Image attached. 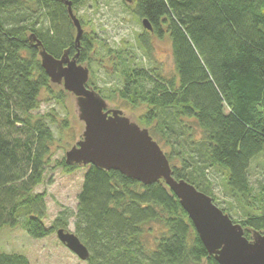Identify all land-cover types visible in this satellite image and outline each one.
I'll list each match as a JSON object with an SVG mask.
<instances>
[{"label":"trees","instance_id":"16d2710c","mask_svg":"<svg viewBox=\"0 0 264 264\" xmlns=\"http://www.w3.org/2000/svg\"><path fill=\"white\" fill-rule=\"evenodd\" d=\"M65 1L73 9L88 0H0V231L21 227L34 238L64 228L68 219L61 214L45 226L46 194L35 190L54 138L46 117L33 113L41 91H51L36 39L54 57L79 50L81 61L90 59L95 41L82 34L75 46ZM133 11L152 27L143 26L138 47L149 57L150 34H167L175 73L106 48L120 76L117 97L147 105L144 122L155 121L153 132L169 147L174 178L213 197L211 170L218 169L244 209L233 222L248 239L250 232L264 234V183L252 184L249 171L264 152V0H134ZM73 225L88 249L87 264H219L163 181L143 184L89 165ZM0 264L30 261L2 251Z\"/></svg>","mask_w":264,"mask_h":264},{"label":"rangeland","instance_id":"374dc122","mask_svg":"<svg viewBox=\"0 0 264 264\" xmlns=\"http://www.w3.org/2000/svg\"><path fill=\"white\" fill-rule=\"evenodd\" d=\"M133 9L134 0H88L73 8V13L81 22L83 35L87 34L90 38H95L93 50L89 51L90 59L85 61H81L78 57L76 59L77 63L89 70L86 86L94 89L106 100L107 108L120 109L124 116L140 127L146 128L166 154L169 152V147L153 132L155 121L153 124L144 122L143 116L148 108L147 105L141 103L133 107L119 99L116 95L117 91L114 90L116 85H121L120 76L118 72L116 74L113 72L115 57L109 55L106 48L130 51L129 54L133 53L132 55H136L139 60L141 58V62L146 67L149 65L159 67L164 75L175 73L171 42L167 34L161 38L150 34L152 50L149 57L145 56L138 47V37L143 25ZM72 34L74 38L76 35L74 25ZM77 52L79 50L75 54ZM75 54L69 56L70 59ZM39 59L41 60L40 55ZM49 87L50 92L46 89L41 91L39 105L33 111L34 114L46 117L54 134L44 180L35 190L46 194V213L43 218L45 226L53 225L55 219L67 213V225L64 229L74 232L77 195L89 165L76 164L74 168L67 169L62 162L65 161L66 151L77 145V142L83 138L85 124L79 116L76 95L66 90L62 83L52 82L50 79ZM249 171L252 184L258 186L264 183V152L252 160ZM211 176L213 178L212 200L222 206L231 219L239 221L244 209L240 208L238 201L224 188V174L214 168L211 170ZM57 229L45 237L34 238L21 227L4 226L0 231V252L23 253L28 257L30 264H87L86 260L80 259L59 240L56 234ZM253 233L250 232L251 239ZM201 264L206 263L203 261Z\"/></svg>","mask_w":264,"mask_h":264},{"label":"water","instance_id":"95a60500","mask_svg":"<svg viewBox=\"0 0 264 264\" xmlns=\"http://www.w3.org/2000/svg\"><path fill=\"white\" fill-rule=\"evenodd\" d=\"M65 4L76 28L74 42L78 46L83 28L71 2ZM142 24L145 29H152L146 18ZM35 45L40 48V63L49 79L62 83L76 95L79 116L85 124L83 138L65 153L68 164L117 170L143 184L163 181L177 196L206 250L219 264H264V234L255 231L253 238L248 239L242 226L233 222L209 195L184 179L174 178L166 154L149 131L124 116L120 109L107 108L106 100L86 86L89 70L77 63L78 52L71 59L66 50L54 57L39 40ZM56 234L74 254L87 260L88 249L74 232L61 227Z\"/></svg>","mask_w":264,"mask_h":264}]
</instances>
